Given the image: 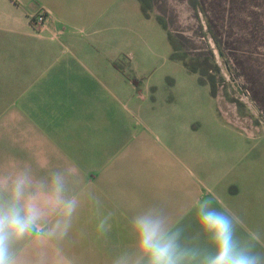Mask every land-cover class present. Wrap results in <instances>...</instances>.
<instances>
[{
  "label": "rangeland",
  "instance_id": "obj_1",
  "mask_svg": "<svg viewBox=\"0 0 264 264\" xmlns=\"http://www.w3.org/2000/svg\"><path fill=\"white\" fill-rule=\"evenodd\" d=\"M110 2L104 26L110 33L109 43L93 38L97 30L90 28L88 36L95 42L84 45L82 36L79 39L72 34L74 27L70 23L63 24L68 34H61L59 41L44 39L43 31L50 25V15L43 8L29 20L30 32L12 33L18 21L13 22L1 4L0 43L11 44V54L15 48L16 64L28 63L26 54L30 49L39 60L40 50L45 49L44 58L52 64L47 69L54 74H66L67 78L80 74L79 78L85 80L88 76L91 79L110 77L112 97L132 96L128 99L129 128L134 126L139 134L178 158H192L197 169L206 167L216 178L231 173L243 181L241 173L250 171L251 194L254 200L258 199L264 194V0ZM42 13L46 17L43 24L38 19ZM169 36L181 42L177 55L184 57L198 72L188 70L184 61L172 58L175 51ZM103 58L105 63L89 64L91 59ZM201 73L205 80L215 83V97L210 85L199 82ZM98 84L95 80L94 85ZM94 96V100L50 98L43 101L49 107L69 110L88 106L87 102L94 111L107 106L108 99ZM24 101L22 97L0 98V158H11V136H18L29 125L30 120L25 119L29 116L19 113ZM211 106L221 122L242 136L223 126ZM59 113L63 112L58 111L60 117ZM47 117L51 118V114ZM110 117L113 127L105 130L110 135L106 151L115 146L124 128L118 116L111 114ZM98 135L95 130L94 147ZM254 203L264 214V204ZM259 220L261 223L249 222L256 237H246L239 230L234 240L264 264V216ZM116 243L109 244V255L138 257L147 264L141 251H123L122 245ZM178 245L187 252L184 236ZM207 247L210 250L192 257L195 264H204L207 257L215 254L214 240L207 242ZM189 258L184 264H188Z\"/></svg>",
  "mask_w": 264,
  "mask_h": 264
},
{
  "label": "crops",
  "instance_id": "obj_2",
  "mask_svg": "<svg viewBox=\"0 0 264 264\" xmlns=\"http://www.w3.org/2000/svg\"><path fill=\"white\" fill-rule=\"evenodd\" d=\"M0 4L13 22L18 21L12 33L30 32L29 20L43 8L50 15V25L43 31L44 39L59 41L61 34H68L63 24L70 23L74 27L72 34L79 39L82 36L84 45L95 42L88 36L90 28L97 30L93 38L110 42L107 39L110 33L104 28L110 0H0ZM15 52L13 47L11 54V44L0 43V98L22 97L25 101L19 113L29 116L25 119L30 122L18 136H11V158H0V180L11 179L24 171L33 179H48L52 173L59 172L65 178L66 194L79 201L67 237L55 247L29 239L17 242L18 264H116L117 261L144 264L138 257L111 256L108 246L118 242L123 251L139 252L133 222L148 211L163 220L167 234L178 233L177 244L185 237L188 264H195L192 257L210 250L207 242L213 240L198 222L196 207L203 198H213V207L228 216L234 227V239L239 230L246 237H256L249 222L261 223L259 218L264 214L254 202L259 201L263 206L264 194L254 200L250 171L241 173L246 181H239L231 173L216 178L206 167L197 169L192 158H178L139 134L134 126L129 128L128 99L132 96L112 97L110 77L91 79L87 75L85 80L78 74L67 78L66 74L57 75L47 69L50 63L44 58L45 49L40 50L39 60L30 49L26 54L29 61L25 58L28 63L24 64H16ZM105 60L91 59L89 64H101ZM94 79L100 84L94 85ZM96 94L108 101L107 106L95 111L88 102V106L69 110L49 107L43 101L94 100ZM211 110L217 116L212 106ZM58 111L63 112L59 113L60 117ZM49 113L51 118L47 117ZM111 114L119 117L124 128L115 146L106 151L110 135L105 130L113 127ZM221 124L240 135L229 125ZM95 130L100 134L96 147Z\"/></svg>",
  "mask_w": 264,
  "mask_h": 264
},
{
  "label": "clouds",
  "instance_id": "obj_3",
  "mask_svg": "<svg viewBox=\"0 0 264 264\" xmlns=\"http://www.w3.org/2000/svg\"><path fill=\"white\" fill-rule=\"evenodd\" d=\"M66 193L65 178L59 172L48 179H33L24 171L0 180V264H18L15 245L21 240L55 247L67 237L79 201ZM213 203V198H203L196 207L198 222L216 247L204 264H261L257 255L239 247L231 220ZM133 227L147 264H184L189 256L177 244L178 233L167 234L163 220L151 211L138 216Z\"/></svg>",
  "mask_w": 264,
  "mask_h": 264
},
{
  "label": "trees",
  "instance_id": "obj_4",
  "mask_svg": "<svg viewBox=\"0 0 264 264\" xmlns=\"http://www.w3.org/2000/svg\"><path fill=\"white\" fill-rule=\"evenodd\" d=\"M145 11V10H144ZM146 12V11H145ZM162 23V22H161ZM169 41H170V43H171V46H172V48H173V50L175 51L174 52V54H173V56H172V58L173 59H179V60H182V61H184V65H185V67L188 69V70H191V71H193V72H198V70L195 68V67H193L192 65H190L189 63H187L186 61H185V59H184V57H180V56H178L177 55V53H178V51H179V47H180V41H177L176 39H174V38H172V36H169ZM218 42V45H219V47H221L220 46V42L219 41H217ZM202 74V73H201ZM204 74H202V76H201V78H200V80H199V82L201 83V84H203V85H210V87H211V94H212V96H216V88H215V83L214 82H211V80H205L204 78Z\"/></svg>",
  "mask_w": 264,
  "mask_h": 264
},
{
  "label": "built area",
  "instance_id": "obj_5",
  "mask_svg": "<svg viewBox=\"0 0 264 264\" xmlns=\"http://www.w3.org/2000/svg\"><path fill=\"white\" fill-rule=\"evenodd\" d=\"M38 19H39V23L41 24H43L46 21V17L43 13L39 16Z\"/></svg>",
  "mask_w": 264,
  "mask_h": 264
},
{
  "label": "water",
  "instance_id": "obj_6",
  "mask_svg": "<svg viewBox=\"0 0 264 264\" xmlns=\"http://www.w3.org/2000/svg\"><path fill=\"white\" fill-rule=\"evenodd\" d=\"M232 81L235 82V79L232 78ZM235 86H237L238 90L240 91V93H243L241 88L239 87V85L235 82Z\"/></svg>",
  "mask_w": 264,
  "mask_h": 264
}]
</instances>
